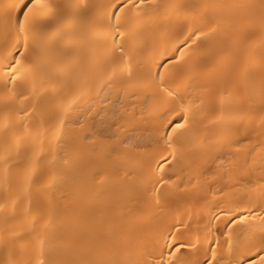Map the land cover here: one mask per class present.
<instances>
[{
	"label": "snow or ice",
	"instance_id": "snow-or-ice-1",
	"mask_svg": "<svg viewBox=\"0 0 264 264\" xmlns=\"http://www.w3.org/2000/svg\"><path fill=\"white\" fill-rule=\"evenodd\" d=\"M54 7L59 6L52 0L0 3V8L6 13V26L0 32V81L3 82L0 92V151L7 153L0 156V160L6 166L3 172L9 176L13 170L21 169L25 193L34 182L33 178L42 174L38 165L47 159V155L37 152L36 142L40 139L41 128L45 136L53 134L60 149L66 127L79 123L82 117L88 118L90 127H94L97 118L103 122L107 110L101 106L102 98L110 97L112 89H116L117 95L125 92L119 86L132 80L154 103L150 110L145 109L141 113L125 109L117 120L116 131L105 137V146L110 156L131 158L135 155L141 161L142 175L138 179L144 186L147 207L163 208L170 199V189L180 186L165 173L180 163L189 144L196 146V154L204 161L239 144L236 137L241 134V124L233 118L234 108L242 107L237 91L225 89L221 92L218 107L212 112L215 119L205 123L207 117L199 118L198 98H193L186 88L181 87L192 69L195 51L217 33L219 27L216 20L203 27L198 26L194 10L258 7L264 20V0L259 5L179 6L164 5L160 0H103L101 3L84 0L75 7L83 12L96 13L93 26L86 41H77L71 46L55 75L46 70L42 63L45 55L34 39ZM169 7L184 9L185 30L179 33L171 49L150 54L149 24L162 8ZM176 22H180L179 16ZM133 64L144 71L134 73ZM145 112L154 124L152 146L130 139L135 136L138 125L144 122ZM254 130L251 126H244L246 136H251ZM261 130V135H264V120L261 121ZM249 144L251 146L242 153L239 147L233 153L244 156L243 164L237 161L232 168L221 165L223 171L220 173L221 178H231L234 172L237 176L244 174L248 177L246 182L241 184L237 180L225 184L220 189L215 210L207 220L202 216L194 219L188 213L179 219L173 218L151 246L138 245L133 255L124 258L63 261L55 258L47 241L50 224L44 223L37 228L34 222L29 234H36L40 242L36 264H264V140L255 144L249 141ZM13 150L17 159L11 155ZM254 154L260 157L259 176H255V167L248 165L249 157H253L255 163ZM48 155H52V159L46 167L56 179L61 178L65 170L60 168V162L65 157L58 158L51 152ZM21 156L23 159H18ZM143 166H146V171ZM40 234L45 238L41 239ZM21 239L20 233H13L7 239L0 237V246L8 248L9 244L14 245ZM218 255L220 259H217ZM201 256L206 259L202 260ZM6 264L19 262L9 252Z\"/></svg>",
	"mask_w": 264,
	"mask_h": 264
},
{
	"label": "bare ground",
	"instance_id": "bare-ground-1",
	"mask_svg": "<svg viewBox=\"0 0 264 264\" xmlns=\"http://www.w3.org/2000/svg\"><path fill=\"white\" fill-rule=\"evenodd\" d=\"M4 2L11 0H0V3ZM83 2L52 0L59 7L53 8L51 16L34 38L45 55L42 63L53 75L71 46L77 41H86L93 26L96 13L83 12L75 7ZM88 2L101 3L103 0ZM160 3L176 6L259 5L261 0H160ZM194 11L198 26L203 27L216 20L219 27L217 33L195 51L192 69L181 87L186 88L193 98H198L199 118L207 117L205 123L215 119L212 112L218 107L221 92L225 89L237 91L242 107L234 108L233 118L241 124V134L236 137L239 144L217 152L215 158L207 161L196 154L194 144H189L180 163L165 173L180 186L170 189V199L163 208L147 207L144 186L138 179L142 175L141 161L135 155L131 158L110 156L105 137L116 131L117 120L125 109L141 113L145 109L150 110L154 102L135 80L120 85L126 91L119 95L116 89L110 90L111 96L102 98L101 106L107 110L103 122L97 118L94 127H90L88 118L82 117L79 123L69 125L64 130V143L60 149L53 134L45 136L41 128L40 139L36 142L37 152L47 155V159L38 165L42 174L33 178L27 193L23 191L21 169L13 170L9 176L3 172L6 166L0 160V205L3 206L0 210V237L7 239L13 233H20L23 237L16 244H9L8 248L0 246V264H6L9 252L19 264H36L40 242L36 234H29L34 222L37 228L44 223L50 224L47 241L58 261L124 258L133 255L138 245L151 246L173 218L179 219L188 213L194 219L202 216L207 220L215 210L220 189L225 184L237 180L241 184L246 182L248 177L244 174L237 176L234 172L231 178H221L220 173L223 171L221 165L232 168L237 161L243 164V155H233L237 147L242 153L251 146L249 141L255 144L264 140V135H261V121L264 120V20L258 7L238 10L209 7ZM177 16L180 17L179 23L176 22ZM183 17L184 9L180 7L160 10L149 24L150 54L152 51L163 53L176 44L179 33L185 30ZM5 26L6 13L0 8V32ZM132 71L140 73L144 69L133 64ZM2 90L3 82L0 81V92ZM144 114V122L138 125L135 136L130 139L152 146L154 124L148 112ZM244 126L255 129L251 136L245 135ZM97 141L101 143L97 144ZM50 152L58 158L65 157L60 162V168L65 172L59 179L46 167L52 159V155H48ZM4 155L7 153L0 151V156ZM11 155L17 159L15 150ZM18 159H23V156ZM248 165L255 167V176L260 175L258 155H255V163L253 157H249ZM143 170L146 171V166ZM40 238L45 237L40 234ZM217 251L219 253L220 250ZM201 259L206 257L201 256ZM217 259H220L219 255Z\"/></svg>",
	"mask_w": 264,
	"mask_h": 264
}]
</instances>
